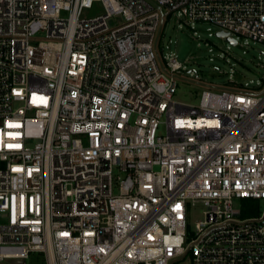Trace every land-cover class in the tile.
<instances>
[{
	"label": "built area",
	"instance_id": "2783aa9c",
	"mask_svg": "<svg viewBox=\"0 0 264 264\" xmlns=\"http://www.w3.org/2000/svg\"><path fill=\"white\" fill-rule=\"evenodd\" d=\"M175 15L226 42L224 83L189 71L193 104ZM252 44L264 0H0V264H264V73L237 79L234 51Z\"/></svg>",
	"mask_w": 264,
	"mask_h": 264
},
{
	"label": "rangeland",
	"instance_id": "374dc122",
	"mask_svg": "<svg viewBox=\"0 0 264 264\" xmlns=\"http://www.w3.org/2000/svg\"><path fill=\"white\" fill-rule=\"evenodd\" d=\"M104 12L102 3L97 2L93 5L92 8L84 9L82 16L83 17H92L97 16ZM182 25V28L179 27ZM208 24H199L197 29L201 34V38L193 33L187 25H185L176 15L172 17L166 24L164 30L163 41L167 42L170 38L176 40V43L173 44V50H175L181 61H183L187 68L179 73L180 83L179 89L176 94V98L187 103H196L198 101L199 93L202 91L203 87L196 82L189 81L193 80L189 78V71L193 69L197 72L194 80L198 79L206 82L214 83H224L227 80V74L223 73V70H217L214 68L213 64L208 60V48L212 44H216L219 47H225V40L217 36L208 37V32L206 31ZM214 30H217L216 27H213ZM244 47L242 45L234 47V51L239 57H241L244 62L248 65L249 69L243 71L244 75L240 76L237 79L248 80L250 78H257L264 73V62L259 61L258 57L261 55L259 50L264 51V46L261 44H252L250 47H245L246 52H243ZM222 67V69H228V66L222 65L220 62L215 63ZM247 200H242L237 202V206L242 208L243 204H247ZM245 211H249L244 207ZM204 206L200 203L196 204L191 208L190 214V227L191 230H195V224L204 218ZM39 254H33L32 257L28 260L27 264H34L40 262L37 258ZM170 264H191L190 256L180 257L176 260H173Z\"/></svg>",
	"mask_w": 264,
	"mask_h": 264
},
{
	"label": "trees",
	"instance_id": "16d2710c",
	"mask_svg": "<svg viewBox=\"0 0 264 264\" xmlns=\"http://www.w3.org/2000/svg\"><path fill=\"white\" fill-rule=\"evenodd\" d=\"M247 202H248L247 204H254V203H252L253 201H251V200H248ZM252 210H255V209H252ZM256 212H257V210L256 211H252V212H248V214L252 215V214H254Z\"/></svg>",
	"mask_w": 264,
	"mask_h": 264
},
{
	"label": "water",
	"instance_id": "95a60500",
	"mask_svg": "<svg viewBox=\"0 0 264 264\" xmlns=\"http://www.w3.org/2000/svg\"><path fill=\"white\" fill-rule=\"evenodd\" d=\"M218 35L222 36V35H224V32L220 31V32L218 33ZM232 42L234 43L233 40H232Z\"/></svg>",
	"mask_w": 264,
	"mask_h": 264
}]
</instances>
